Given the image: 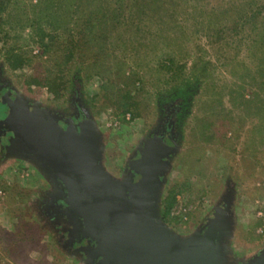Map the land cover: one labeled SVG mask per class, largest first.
<instances>
[{"label": "rangeland", "instance_id": "rangeland-1", "mask_svg": "<svg viewBox=\"0 0 264 264\" xmlns=\"http://www.w3.org/2000/svg\"><path fill=\"white\" fill-rule=\"evenodd\" d=\"M31 2L36 1L12 0L20 19L37 18L30 8L26 15L21 12L23 4ZM178 2L172 21L162 23L163 32H173L172 39L162 38L164 33L155 28L154 35L141 38L143 46L131 42L130 36H112L111 43L123 40L127 47L116 54L125 64L112 61L111 76L93 63L97 51L91 48H79L74 61L67 62L63 51L46 53L32 29L25 28L27 24L6 29L0 40V82L15 100L55 118L75 117L79 104L100 138L103 167L120 181L130 176L141 153L157 139L160 125L168 120L160 121L165 108L175 106L184 117L178 119L173 155L160 188V211L170 193L176 197L166 225L182 238L192 237L229 197L233 230L225 246L227 264H247L264 251V91L259 89L261 79L254 75L260 54L249 46L255 39L252 26L239 28L238 21L248 20L253 15L250 9L258 14L253 19L264 18V0ZM9 10L15 11L12 6ZM211 11L218 17L207 31L205 20ZM223 25L228 29L221 30ZM166 52L176 56L178 82L182 77L186 80L187 100L182 105L183 98L171 103L182 91H173L170 74L156 72L154 60H161ZM16 55H24L27 61L12 69L5 60ZM204 68L203 82L188 79ZM48 76L59 80L47 85ZM55 91H60L58 97ZM126 104L136 105L121 118L118 114ZM3 138L0 264H12L19 253L27 255L31 264H90L83 250L69 245L78 230L74 219L66 212L52 215L47 210L48 201L58 193L51 178L35 160L10 152L12 136H7V145Z\"/></svg>", "mask_w": 264, "mask_h": 264}, {"label": "water", "instance_id": "water-1", "mask_svg": "<svg viewBox=\"0 0 264 264\" xmlns=\"http://www.w3.org/2000/svg\"><path fill=\"white\" fill-rule=\"evenodd\" d=\"M10 113L6 121L11 120L16 132L28 133L52 118L17 100L10 103ZM18 132L9 146L11 153L35 160L56 190L63 182L88 197L79 206L83 214L76 213L82 221L79 232L82 238L109 247L110 264H227L225 246L233 230L229 197L192 237L178 236L161 220L159 194L174 151L172 137L149 143L133 164L132 174L120 181L103 167L100 138L89 121L80 132L76 128L62 132L63 145L45 146L46 135L40 138V132L33 130L29 135L37 142L28 150L30 138L19 139ZM247 264H264V251Z\"/></svg>", "mask_w": 264, "mask_h": 264}, {"label": "trees", "instance_id": "trees-1", "mask_svg": "<svg viewBox=\"0 0 264 264\" xmlns=\"http://www.w3.org/2000/svg\"><path fill=\"white\" fill-rule=\"evenodd\" d=\"M35 1L34 4L32 2L30 4H23L24 10L21 12L26 15L27 9L30 8V13H33V16H37V18L34 17L30 19L29 17H26L23 19L25 16H22L20 19L19 16L21 15H18L17 13V8L15 7L16 3H12V0H0V40L6 29L8 32V29H11L12 31L13 29L18 28L19 24H27L25 28L32 29L34 37L39 38V43L43 46L46 53L63 51L61 52L63 53L62 56H64L63 60L71 62L77 57L76 51H79V48H91L92 51H97L94 53L95 58L93 63L100 68L104 67L103 70L107 71L110 76L113 72V68L110 67V65L113 66L112 61L115 62V60H118L116 54L121 53L122 49L127 47V44L123 40L119 41L118 44L111 43L112 36H119L120 39H122V36H130L133 37L132 39L129 37L131 42H136L138 43V46H143L141 38H144L146 35H154L155 29H158L159 33L163 32V29H165L166 26H162V23L164 22V25H166V22L170 18V21H172L175 17V11L180 6L178 2L179 0H112L113 3H110L111 0H103V2L102 0H90L91 3L88 4H86V1L84 3V0ZM108 5L111 6L109 7ZM11 6L15 9L14 12L9 10ZM250 10L253 11V15L248 18V20L242 18V22L238 21V23H241L239 28L252 26L250 30L253 31L255 39L250 41L249 46L258 49L257 51L260 54L259 63L256 66V73L254 75H257V77L261 79L259 89L264 91V18L253 19L254 15L258 14H254L256 11L254 12L253 9ZM257 11L262 12L261 10ZM153 16L156 17V19H153ZM217 17L218 14L214 11H211L210 15L207 16V19L205 20V28L207 31L214 28L213 21L215 23ZM158 24H161V26ZM211 25L213 26L210 27ZM225 26L223 25L221 30L228 29L227 25ZM170 31L171 30L163 32L164 34H162L161 37L168 39L170 36L171 38L173 32ZM7 32L6 34H9ZM61 43H63V45H61ZM111 44L115 46L112 47ZM59 46H62V50H60V48L58 49ZM123 50L125 51V49ZM5 61L9 62L8 64L10 68L17 69L21 65H24L27 60L24 55H16L8 57ZM154 61L159 65H157L156 68L157 75H159L162 70H165L170 74L168 83L169 85L170 83L173 84V91L177 92L181 88L182 94L179 92V95L176 96L177 98L175 97L171 103L177 101L178 98H183V101L179 100L181 101V105L182 102L183 104L186 103L187 99H185L183 95L184 83L186 80L182 77V80L178 82V73L174 72L177 67L176 56L172 53L166 52L163 54L161 60ZM106 63L110 64L107 66ZM117 64L124 65L125 62L123 60H118ZM74 67H76V65H74ZM196 68L197 70L199 69L198 67ZM170 72L173 73L171 74ZM254 75L252 76V80L256 81ZM206 78L207 73L206 68H204L200 75H196L194 71L188 79H199V81L203 82ZM53 79L52 76L46 77L44 81L47 83L45 84L48 85L54 83V80H59ZM73 79H75V77H73ZM179 83H182L183 85L180 86ZM61 85L63 86V89H65V84H63L62 81L60 86ZM59 93L60 91L54 92L57 97ZM130 100L134 103L132 97H130ZM134 105L136 104H126L122 108L123 112L118 114V116L122 118L126 115L125 113L131 111L130 107ZM178 111L176 112V107L171 104L169 108H165V116L161 118L160 121H164V119L168 117L175 121V126L178 130V119L181 116L182 118L184 117V114H182L181 111ZM164 203L165 206L159 213L161 220L169 225L171 212L176 204L175 193H170ZM12 264H31V260L27 255L22 257V254L19 253L17 258L16 256L14 257Z\"/></svg>", "mask_w": 264, "mask_h": 264}, {"label": "flooded vegetation", "instance_id": "flooded-vegetation-1", "mask_svg": "<svg viewBox=\"0 0 264 264\" xmlns=\"http://www.w3.org/2000/svg\"><path fill=\"white\" fill-rule=\"evenodd\" d=\"M14 100L15 99L12 97L11 93L7 90L6 86H4L2 82H0V137L3 138L6 136V139L3 138L4 141L6 142L5 145H7V136L14 137L17 135L18 132L14 130L15 127L13 124H11V120L6 121L9 115L11 114L10 103L13 102ZM75 107L76 110L78 111L76 112L75 117L68 118L66 116L65 117L61 116V118H55V116H52L51 119L41 121L39 123L40 125L36 127V129L31 128V130L32 131L35 130L37 132L39 131L41 136L40 138H42V135L43 136L46 135V137L44 136L45 137L44 140L46 142L45 146L49 144H53L54 146L57 143L58 144L61 143L63 145L64 138L61 135L62 132L65 133L68 132L70 129L73 130L74 128H76L77 132H80V129L82 128V124L88 121L86 118V114L84 110L80 107V105L76 104ZM71 121L74 122V125L71 124L72 123ZM10 127L12 129H10ZM32 131L25 133L20 129L18 132L19 139H22L21 137L25 138V136L27 135H28L27 139L29 140L30 138L31 141H29L28 145L31 147H29L28 150H30L32 146H35L34 144L37 142L35 141L36 139L35 140L32 139L31 137L32 135H29L31 134ZM176 131L177 129L175 126V121L168 118L167 121H165L162 125H160V130L157 138L163 139L164 141L170 137L175 138ZM53 146L52 148L49 147V149L52 150ZM53 151L54 150H52V152ZM58 188L59 190L56 199H53V197H51V199L48 201L49 203H47V208H48L47 210L52 215H54L55 213L66 212L69 215H72L74 219H76L78 230L77 233L72 236L70 240L71 244L69 243V245L73 248L83 250L88 256L90 264H110L109 261L111 257L110 256L111 251L109 247L107 246L103 247L105 246V245L102 246L103 242L100 244L96 240L92 238H88L87 236L86 238H82L79 232L82 227L80 226L82 224V221L78 216H76L77 215L76 213L80 210L79 212L83 214V211L82 209H80L79 206L81 205L82 201H86L88 197L83 192H80L79 189H74L73 192L70 189V187L64 184L63 182H61L58 185Z\"/></svg>", "mask_w": 264, "mask_h": 264}]
</instances>
